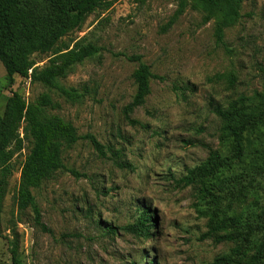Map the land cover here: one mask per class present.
<instances>
[{"label": "rangeland", "instance_id": "obj_1", "mask_svg": "<svg viewBox=\"0 0 264 264\" xmlns=\"http://www.w3.org/2000/svg\"><path fill=\"white\" fill-rule=\"evenodd\" d=\"M76 1L22 0L12 13L10 54L59 28L54 3L69 10ZM110 1L108 11L92 14L60 40L73 45L84 39L99 53L61 80L79 90V99L49 91L60 106L49 114L72 123L82 138L64 148L66 170L33 190L51 233L36 225L30 208L16 207L26 145L13 160L0 203V264L13 262L15 240L23 264H264V126L248 132L233 157L224 123L210 107L214 102L226 109L240 98L257 104L264 96V0H240L239 17L221 41L216 27L227 19L225 7L209 13L190 6L175 20L178 0ZM136 57L162 80H152L145 104L127 119L124 108L136 94ZM32 58L43 67L51 54ZM13 92L33 101L48 90L19 76L11 83L0 62V132ZM211 151L219 154V167L207 174ZM115 158L131 167H119ZM192 171L204 178L186 185ZM143 209L155 213L152 237L120 230ZM249 231L248 241H215Z\"/></svg>", "mask_w": 264, "mask_h": 264}, {"label": "trees", "instance_id": "obj_2", "mask_svg": "<svg viewBox=\"0 0 264 264\" xmlns=\"http://www.w3.org/2000/svg\"><path fill=\"white\" fill-rule=\"evenodd\" d=\"M22 0H0V62L4 66L11 83L15 76L42 85L48 90L33 101H28L19 92H13L7 100L6 115L0 132V203L7 194L9 180L14 173L13 160L21 155L26 145H29V153L25 157L20 170L19 186L15 194V203L19 212L31 209L34 221L44 232L51 233L43 223L41 210L33 195V190L39 188L43 182L52 178L57 172L66 170L63 162V150L65 147L75 145L82 138L77 129L70 122L57 115L49 114L52 110L60 108L53 101L49 91H57L68 101H75L82 95L76 88H66L61 80L68 77L73 68L87 60L93 59L99 53V48L86 40L73 41V45L60 43V40L71 32L80 30L87 18L92 14L106 12L112 7L110 0H77L67 10L62 9L57 3L54 9L60 13V25L57 30L41 40H28L19 54H10L15 43V33L12 28V13L21 4ZM137 4H144L146 0H134ZM240 0H178V10L175 20L190 6L203 7L209 13L225 7L227 19L218 23L216 35L221 41L224 37V29L233 24L239 17L238 2ZM211 16V15H210ZM209 16V17H210ZM209 18L206 19L208 21ZM51 54L46 66L40 67L32 58L35 54ZM139 62L137 69L132 74L136 85V94L132 102L124 108V114L130 119L131 114L142 107L146 98L151 93L152 80H162L155 75L150 66L142 62L141 57L134 58ZM211 110L223 123L221 129L225 141L229 142L228 149L233 157L240 154V144L244 141L248 132L258 126H264V96H261L257 104L249 103L245 98L232 102L224 109L220 105L211 102ZM131 123L134 124L132 121ZM95 149L105 156L102 145L93 136H87ZM118 157V153L114 154ZM116 163L119 167H131L125 162ZM219 154L210 152L209 161L205 168L207 174H214L219 167ZM78 176L76 172H72ZM204 178L201 173L189 172L183 179L186 185L194 184L198 179ZM155 213L149 209H143L137 221L126 225L120 230L136 237L149 239L155 227ZM116 229H112L115 233ZM254 232L249 231L240 236L223 235L216 236V242L235 241L238 238L248 241ZM16 236V234H14ZM13 262L10 264H23L16 256L18 250L17 240L13 241ZM218 260L216 263H219ZM151 260L149 264H155ZM9 264V263H3Z\"/></svg>", "mask_w": 264, "mask_h": 264}]
</instances>
